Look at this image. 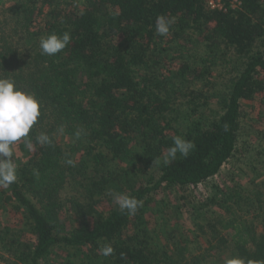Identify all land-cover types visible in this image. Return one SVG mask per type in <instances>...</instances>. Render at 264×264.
Wrapping results in <instances>:
<instances>
[{
    "label": "trees",
    "instance_id": "1",
    "mask_svg": "<svg viewBox=\"0 0 264 264\" xmlns=\"http://www.w3.org/2000/svg\"><path fill=\"white\" fill-rule=\"evenodd\" d=\"M0 9L12 24L0 29V71L41 104L34 149L22 142L29 155L13 157L18 179L0 187V260L44 264L70 247L80 254L67 264H224L233 256L264 264L262 169L254 167L252 188L216 191L199 204L204 236L195 254L178 224L167 232L152 220L177 215L165 199L164 210L156 206L162 190L188 199L242 150L243 100L264 94V0L227 11L206 0H0ZM161 14L176 20L165 37L155 32ZM65 31L69 45L42 55L40 37ZM196 38L201 48L187 53ZM42 132L50 145L36 143ZM178 135L195 149L154 163ZM113 194L143 204L129 215ZM5 213L21 226L4 223Z\"/></svg>",
    "mask_w": 264,
    "mask_h": 264
},
{
    "label": "rangeland",
    "instance_id": "2",
    "mask_svg": "<svg viewBox=\"0 0 264 264\" xmlns=\"http://www.w3.org/2000/svg\"><path fill=\"white\" fill-rule=\"evenodd\" d=\"M42 1H38L37 5H40ZM6 17L3 10L0 9V22L3 24L0 29H9L12 24L8 23L6 25ZM6 22V23H5ZM36 26V25H35ZM12 29L9 30V33ZM202 43L197 40V38L187 45L186 51H196L199 50ZM185 51V53H186ZM243 106L246 115L243 119V135L241 138V148L242 150L236 154L229 162H227L220 172L210 178L206 183L195 187L193 192L190 193L188 199L174 200V198L166 193V191H161L157 196L156 206L164 210V199L174 209L177 211V215H172L169 213L164 215L158 213L152 220L157 224V227L162 226L164 231H171V226L178 224V237L186 240L188 245V251L191 254L197 253L195 240H203L204 234L197 227V223L200 222L198 212H204L205 209L199 206L200 203L206 202L210 199L216 191H232L235 186H242L246 188H252L251 180L256 174V167L258 170L263 171L259 175V181H264V153H258L264 147V94L259 96L256 100H243ZM23 140L17 142L14 145V155L20 157V160H25L29 153L21 147ZM264 150V149H263ZM28 153V154H27ZM19 162V161H18ZM193 198L195 202H190L189 200ZM186 203V204H185ZM154 205V203H153ZM110 206L107 200H104L102 207L108 208ZM150 214L146 213V218H149ZM169 218V219H167ZM71 220V217L69 218ZM4 223H10L16 226H21L22 221L12 214L5 213L3 216ZM72 221V220H71ZM77 250L70 247L57 248L52 254L46 258L44 264H67L71 260H76L79 258ZM1 263L5 264L3 260Z\"/></svg>",
    "mask_w": 264,
    "mask_h": 264
},
{
    "label": "clouds",
    "instance_id": "3",
    "mask_svg": "<svg viewBox=\"0 0 264 264\" xmlns=\"http://www.w3.org/2000/svg\"><path fill=\"white\" fill-rule=\"evenodd\" d=\"M175 17L164 14L158 15L155 20V32L161 37L169 34ZM72 39L70 32L63 34L51 33L41 36L39 48L42 55L55 56L64 50ZM5 71H0V187L7 188L18 179V165L14 160V145L23 139L25 147L29 152L33 151L34 144L29 136L30 130L37 123L41 115V104L34 93L25 91L17 85L12 76L5 75ZM63 132V128L60 129ZM83 130L75 132L78 140ZM36 143L40 145H50L52 138L49 134L42 132L35 137ZM195 149V144L183 136L173 137L172 146L163 156L164 165L171 163L179 154L187 158L191 151ZM68 165H72L71 159L66 160ZM115 204L121 212L126 211L129 215H135L143 201L126 194H113ZM100 252L104 257H109L114 253V248L110 243L101 246ZM224 264H257L252 260H245L239 256H233L224 261Z\"/></svg>",
    "mask_w": 264,
    "mask_h": 264
},
{
    "label": "built area",
    "instance_id": "4",
    "mask_svg": "<svg viewBox=\"0 0 264 264\" xmlns=\"http://www.w3.org/2000/svg\"><path fill=\"white\" fill-rule=\"evenodd\" d=\"M206 3L210 9L227 11L231 8H238L241 0H206Z\"/></svg>",
    "mask_w": 264,
    "mask_h": 264
}]
</instances>
